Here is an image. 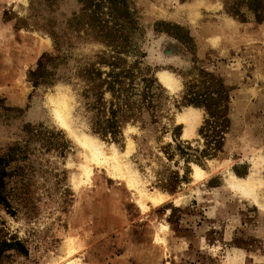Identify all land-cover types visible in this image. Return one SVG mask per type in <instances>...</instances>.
<instances>
[{
	"label": "rangeland",
	"instance_id": "1",
	"mask_svg": "<svg viewBox=\"0 0 264 264\" xmlns=\"http://www.w3.org/2000/svg\"><path fill=\"white\" fill-rule=\"evenodd\" d=\"M117 110L115 138L92 132ZM0 158V241L26 249L0 264H264V21L245 0H0Z\"/></svg>",
	"mask_w": 264,
	"mask_h": 264
},
{
	"label": "bare ground",
	"instance_id": "2",
	"mask_svg": "<svg viewBox=\"0 0 264 264\" xmlns=\"http://www.w3.org/2000/svg\"><path fill=\"white\" fill-rule=\"evenodd\" d=\"M159 79L166 87L170 88L171 90H174L176 88L174 78H172L169 74L162 73L159 75ZM53 103L55 105L54 115H55L56 123L72 131L67 120L68 108H69L68 103L60 98H55L53 100ZM195 116H196L195 111L191 109H188V111L185 112L184 114L178 115L177 117L178 122H184L187 125V129L184 131L185 132L184 138L189 139L190 137L193 136V132L195 130V124H197ZM77 139L89 153V155H87L86 157L84 156L86 160L93 159L92 161L96 162L98 165H100L101 162L106 163L108 161H112L114 162V164L119 165L118 163L120 162V158L118 157V154L115 151H113L114 153L111 155L110 158L105 157L101 149L102 144L96 139L87 136L85 134H78ZM101 158L103 159L100 160ZM193 169H194L195 179L200 178L204 174V172L196 166H193ZM226 182L234 190L252 196L254 195V192L258 186V181L250 176L246 177L245 179H242L229 174L228 178L226 179ZM163 198L165 197L161 194L147 196V200L150 201L153 205L160 203L163 200ZM175 201L177 204H181L182 199L177 198Z\"/></svg>",
	"mask_w": 264,
	"mask_h": 264
},
{
	"label": "trees",
	"instance_id": "3",
	"mask_svg": "<svg viewBox=\"0 0 264 264\" xmlns=\"http://www.w3.org/2000/svg\"><path fill=\"white\" fill-rule=\"evenodd\" d=\"M246 6L248 10L253 14L256 21L261 22L264 21V0H245ZM241 3L234 4L233 11L235 12L238 10V6ZM238 14V12H236ZM43 65L41 63L38 64V70L35 72L29 73V79L32 82L33 86H38L39 84H51L52 79L51 78H40L42 76H39L40 73L43 74ZM120 113V110L112 111L111 112V119H105L102 120L100 117H96L97 121L94 123L92 127V132L95 134H99L103 137L106 136H112L115 138L117 134L119 133V124L120 120L117 119L118 114ZM121 118H126L124 116H120ZM117 119V120H116ZM4 158H0V206L5 207L10 213L12 211L10 210V202H9V195L6 191V183L4 182L5 177H8V173L6 174L3 169L4 164ZM9 251H14L17 254H25L26 249L25 247L15 239L10 240H3L0 241V261L6 257L5 253Z\"/></svg>",
	"mask_w": 264,
	"mask_h": 264
},
{
	"label": "crops",
	"instance_id": "4",
	"mask_svg": "<svg viewBox=\"0 0 264 264\" xmlns=\"http://www.w3.org/2000/svg\"><path fill=\"white\" fill-rule=\"evenodd\" d=\"M236 243H239V242H237V241H236ZM238 251H241V249H240V248H238Z\"/></svg>",
	"mask_w": 264,
	"mask_h": 264
}]
</instances>
